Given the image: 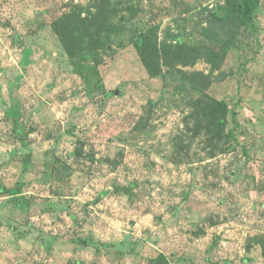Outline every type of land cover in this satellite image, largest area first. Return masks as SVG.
Here are the masks:
<instances>
[{
  "label": "rangeland",
  "instance_id": "374dc122",
  "mask_svg": "<svg viewBox=\"0 0 264 264\" xmlns=\"http://www.w3.org/2000/svg\"><path fill=\"white\" fill-rule=\"evenodd\" d=\"M70 1L0 0V264H264V0L207 89L239 141L211 157L172 145L199 96L183 73L210 65L151 75L130 39H195L223 0H110L73 56L50 26Z\"/></svg>",
  "mask_w": 264,
  "mask_h": 264
},
{
  "label": "trees",
  "instance_id": "16d2710c",
  "mask_svg": "<svg viewBox=\"0 0 264 264\" xmlns=\"http://www.w3.org/2000/svg\"><path fill=\"white\" fill-rule=\"evenodd\" d=\"M110 3V0H91L86 5H79L71 0L68 5L70 11L52 19L50 23L52 31L71 56L74 55L79 33L97 43L101 40L104 16L108 10L113 13L118 8L117 4L111 7ZM125 4L127 11L131 12L133 1L127 0ZM258 8L259 0H223L207 9L204 22L200 30L198 29L199 36L195 39L190 38L187 33V35L177 34L174 36L175 39L170 41L164 39L159 44L158 27L132 34L130 41L138 48L145 67L151 75L161 70L159 57L169 66L175 63L186 66L198 59H204L210 65L207 73L204 71L183 73L191 88L197 91L199 96L189 102L190 110L184 118V127L172 139L175 156L189 154L192 144L196 141L203 145V149L210 157L223 152L230 141L235 145L239 144L234 130L227 129L230 117L232 122L237 121L235 105L231 106L226 101L212 97L207 93V89L213 82V72L220 69L230 48L240 46L242 36L250 37L258 34L259 27L256 20ZM77 20L81 22V27L75 23ZM160 48L163 56L157 55ZM170 54L171 56H167ZM112 93L110 91L106 94L109 96ZM74 154H80L79 150L77 149ZM159 256L162 260H166L162 254Z\"/></svg>",
  "mask_w": 264,
  "mask_h": 264
}]
</instances>
